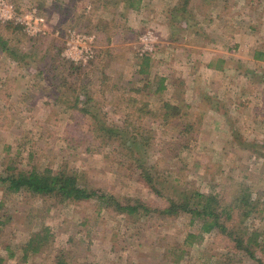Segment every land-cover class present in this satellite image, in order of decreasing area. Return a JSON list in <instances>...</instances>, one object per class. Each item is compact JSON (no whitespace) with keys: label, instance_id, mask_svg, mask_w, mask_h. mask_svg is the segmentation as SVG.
Returning <instances> with one entry per match:
<instances>
[{"label":"rangeland","instance_id":"374dc122","mask_svg":"<svg viewBox=\"0 0 264 264\" xmlns=\"http://www.w3.org/2000/svg\"><path fill=\"white\" fill-rule=\"evenodd\" d=\"M13 4L36 8L46 33L29 37L0 21L8 44L28 55L15 61L0 50V173L16 155L23 168H65L121 201L163 206L132 164L134 151L155 166L166 194L198 190L229 202L244 187L258 210L234 225L264 262V57L254 58L264 56V0H190L186 22L169 14L179 0ZM68 28L95 36V56L52 71V45ZM165 103L174 109L168 121ZM97 121L125 138L101 145ZM0 200L5 264H54L59 253L69 264H257L218 231L201 233L188 213L128 215L1 185ZM47 229L46 245L24 257L28 239Z\"/></svg>","mask_w":264,"mask_h":264},{"label":"trees","instance_id":"16d2710c","mask_svg":"<svg viewBox=\"0 0 264 264\" xmlns=\"http://www.w3.org/2000/svg\"><path fill=\"white\" fill-rule=\"evenodd\" d=\"M190 0H179V4L170 8L169 14L171 20L175 19L178 22L188 20V11L186 9ZM130 5L131 2H130ZM188 24V22L186 23ZM9 40L0 34V50L5 52L11 59L19 61V59H28V55L10 46ZM52 49L55 50L56 63L51 65V70L55 71L57 68H68L77 70V66L72 62L65 60L60 56L63 44L54 41ZM263 53H255V59H263ZM60 60V61H59ZM212 67V65L209 64ZM73 72V71H72ZM71 72V73H72ZM143 73V70H139ZM163 80L160 79L156 91L163 88ZM172 108V109H170ZM83 111L87 109L83 108ZM164 112L162 113V120L168 121L172 116L173 106L165 103ZM98 123L95 137L100 139L101 145H105L113 138H125L126 134L119 129L118 126ZM132 164L138 171L140 179L160 198L165 200L163 206H150L141 200L130 199L121 201L114 194L106 192L102 188H88L80 182V177L75 171H69L65 168L53 169L52 167L38 168L35 165L29 168H23L19 165L17 156L7 157V161H3L2 170L0 173V185L8 192H28L32 196H40L41 198L53 197L56 202L64 201H84L94 200L101 208L117 210L118 213H126L128 215L135 213L139 215H157L159 217H175L182 213L191 215L192 220H199L202 223L201 233L218 231V233L225 235L230 239L235 248L244 251L251 259L255 260L257 264H264L261 259H257L254 255L252 242L248 236L242 234L236 229L234 223L236 218L244 220L249 217L251 210H258L257 201H251L245 192L244 187L240 190V194L226 202L219 198L216 194H204L198 190H184L182 193L166 194L163 187L162 178L159 176L155 166L148 165L142 157L133 154L129 155ZM243 192V193H242ZM3 207V202L0 200V210ZM239 210V213H235ZM46 229V228H45ZM47 231L45 233L37 232L33 234L23 247L24 257L30 253H37L43 248L46 243ZM192 236L188 234L187 237ZM0 264H5V259L0 256ZM54 264H69L62 253H59L54 258Z\"/></svg>","mask_w":264,"mask_h":264},{"label":"built area","instance_id":"2783aa9c","mask_svg":"<svg viewBox=\"0 0 264 264\" xmlns=\"http://www.w3.org/2000/svg\"><path fill=\"white\" fill-rule=\"evenodd\" d=\"M0 21L20 27L29 37L46 33L45 18L36 8L18 12L13 0H0ZM55 36L59 32L54 33ZM141 54L148 48L145 40ZM95 36L86 32L68 28L63 34L62 57L74 64H87L95 56Z\"/></svg>","mask_w":264,"mask_h":264},{"label":"crops","instance_id":"0c3cea01","mask_svg":"<svg viewBox=\"0 0 264 264\" xmlns=\"http://www.w3.org/2000/svg\"><path fill=\"white\" fill-rule=\"evenodd\" d=\"M205 66H206V68H209V67H208V66H209V64H208V63H207ZM209 70H214V71H216L217 69L215 70V69H212V67H210V69H209Z\"/></svg>","mask_w":264,"mask_h":264}]
</instances>
